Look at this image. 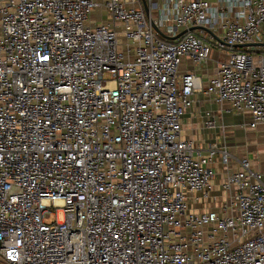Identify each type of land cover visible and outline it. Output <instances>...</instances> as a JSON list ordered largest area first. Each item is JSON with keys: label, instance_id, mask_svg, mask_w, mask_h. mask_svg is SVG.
<instances>
[{"label": "built area", "instance_id": "1", "mask_svg": "<svg viewBox=\"0 0 264 264\" xmlns=\"http://www.w3.org/2000/svg\"><path fill=\"white\" fill-rule=\"evenodd\" d=\"M197 93L264 126V0H0V264H264L249 160L191 210L230 158L182 138Z\"/></svg>", "mask_w": 264, "mask_h": 264}, {"label": "crops", "instance_id": "2", "mask_svg": "<svg viewBox=\"0 0 264 264\" xmlns=\"http://www.w3.org/2000/svg\"><path fill=\"white\" fill-rule=\"evenodd\" d=\"M213 59L214 56L202 66H195L191 61L184 60L180 67V75L194 73L202 78L206 86L210 79L217 75L216 60ZM193 101V107L183 120L182 138L194 141L197 151L203 154H206L214 144L224 147L230 153V158L228 163H225L219 155L212 164L214 171L212 195L218 198V204L202 200L198 205L191 202L190 207L192 206L191 210L197 213L219 211L220 206L229 198L228 193L223 191V184L230 175L240 171V161L247 159L254 171L264 172V126L251 129L249 127L251 116L248 112H232L229 103L218 104L203 93L195 94ZM208 113L216 120L215 129L205 127ZM258 130H262L261 135H257Z\"/></svg>", "mask_w": 264, "mask_h": 264}, {"label": "rangeland", "instance_id": "3", "mask_svg": "<svg viewBox=\"0 0 264 264\" xmlns=\"http://www.w3.org/2000/svg\"><path fill=\"white\" fill-rule=\"evenodd\" d=\"M214 59H213V61H215L216 59H224L225 57H226V53H224V54H221V53H215L214 55ZM262 132V130H258L256 133H257V135H259L260 133ZM263 134V133H262ZM261 135V134H260ZM58 218H59V220L60 221H63L64 220V216H63V213L61 212V213H59L58 214ZM55 221V216H52L49 220H48V224H51L52 222H54Z\"/></svg>", "mask_w": 264, "mask_h": 264}, {"label": "water", "instance_id": "4", "mask_svg": "<svg viewBox=\"0 0 264 264\" xmlns=\"http://www.w3.org/2000/svg\"><path fill=\"white\" fill-rule=\"evenodd\" d=\"M144 8H145L146 11H148V10H147V5H146V3H144ZM182 34H184V33H182ZM182 34H181V35H182ZM162 35H163V34H162ZM163 37L167 38L165 35H163Z\"/></svg>", "mask_w": 264, "mask_h": 264}]
</instances>
